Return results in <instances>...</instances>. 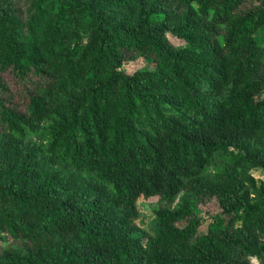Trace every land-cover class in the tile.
<instances>
[{
  "label": "trees",
  "instance_id": "trees-1",
  "mask_svg": "<svg viewBox=\"0 0 264 264\" xmlns=\"http://www.w3.org/2000/svg\"><path fill=\"white\" fill-rule=\"evenodd\" d=\"M252 170L264 0H0V264H264Z\"/></svg>",
  "mask_w": 264,
  "mask_h": 264
},
{
  "label": "rangeland",
  "instance_id": "rangeland-1",
  "mask_svg": "<svg viewBox=\"0 0 264 264\" xmlns=\"http://www.w3.org/2000/svg\"><path fill=\"white\" fill-rule=\"evenodd\" d=\"M169 41L175 45V46H180L181 43L179 41H175L172 38H169ZM146 63L142 58H138L135 61H132L130 63L124 64L122 67V71L125 73L132 75L138 70H141L145 68ZM250 175L255 179L257 184L263 183L264 184V173L261 170H252L250 172ZM158 204V199L157 198H152L149 200H144L140 199L137 202V209L140 214V218L137 221V225L146 230L151 232V228L153 227L154 223V218L152 217L151 210L155 208ZM200 217L206 220L208 223L214 221L216 215L218 214V209L213 203H205L201 204L200 207ZM206 226H203L200 230L199 233L204 234ZM251 264H259V261L256 258H252L250 260Z\"/></svg>",
  "mask_w": 264,
  "mask_h": 264
}]
</instances>
